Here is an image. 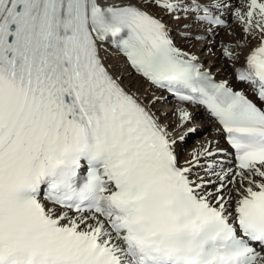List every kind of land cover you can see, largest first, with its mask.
Here are the masks:
<instances>
[{"label": "snow or ice", "instance_id": "6c2138e0", "mask_svg": "<svg viewBox=\"0 0 264 264\" xmlns=\"http://www.w3.org/2000/svg\"><path fill=\"white\" fill-rule=\"evenodd\" d=\"M150 8L189 20L185 39L227 14L237 47L259 43L217 81ZM104 43L203 107L234 167L213 141L181 163L192 114L162 123L159 98L123 86ZM0 264H264V0H0Z\"/></svg>", "mask_w": 264, "mask_h": 264}, {"label": "bare ground", "instance_id": "6f19581e", "mask_svg": "<svg viewBox=\"0 0 264 264\" xmlns=\"http://www.w3.org/2000/svg\"><path fill=\"white\" fill-rule=\"evenodd\" d=\"M149 11L158 17L162 16L164 22L172 30L171 34L177 46L183 50L196 54L204 67L215 73L218 79L232 81L234 78V67H236L238 64H244L245 57L249 54L251 49L259 43V41L256 39H250L246 45L237 47V41L241 40L243 34L239 27L236 29L234 28L235 24L232 21V18L225 14L224 17L232 21L230 27L226 28L225 30H223L221 27H217L213 32L205 35L202 30L198 32L194 25L191 26V28L188 30L195 33L199 37L198 39H200H197L199 42L198 45H194V43L192 44L194 40L185 39L182 35V33L185 31L183 19L179 21L174 20L170 16L163 15L162 10L156 8H150ZM187 22L190 24L189 20H187ZM217 45L220 46L221 51L216 49ZM225 45L231 47L232 51H234L238 57L237 60L232 61L223 55L222 50ZM100 55L104 58V63L110 67L115 76L120 77L122 85L125 86L129 91L138 92L142 99L146 95L149 97L155 96L159 98L152 110L158 117L161 118L162 123L174 127L177 123L176 117H178L177 106L182 105V107L187 108V110L192 114V120L195 121L194 123L196 125H202V127L209 131V135L202 138L205 139L204 142H200L198 140L201 139H198L194 142V144L187 147L188 149H185L183 145L182 154L180 156L181 163L186 157H188L189 153L192 152L193 149L207 141H213V146L215 148L225 150L224 152L220 153L216 159L221 162L225 169L234 167L233 163L231 162V157L229 156V149L224 140L223 133L218 131V126L213 120H211L209 117H206V113L201 109V107H193L181 102L173 101L171 97L164 92L161 91L163 93L161 94L160 90L156 87L150 86L145 82L147 84L146 85L144 83V79L136 74L129 67L125 58L120 55L117 50L113 49L108 43H104L102 45ZM229 61L231 62L230 64ZM240 87H243V85H240ZM162 101H164V103ZM217 171H219V168H217ZM211 178L215 179V177Z\"/></svg>", "mask_w": 264, "mask_h": 264}, {"label": "rangeland", "instance_id": "374dc122", "mask_svg": "<svg viewBox=\"0 0 264 264\" xmlns=\"http://www.w3.org/2000/svg\"><path fill=\"white\" fill-rule=\"evenodd\" d=\"M184 20V19H183ZM189 22H187V20H184V24L186 25V24H188ZM230 26H228V27H226V28H229ZM226 28H222L223 30H225ZM234 28L236 29V28H238L236 25H234ZM183 37V36H182ZM198 40H200V39H198ZM198 40L196 41V40H194L193 42H192V44L194 43V45L195 44H197L198 45ZM216 49L217 50H219V51H221V48H220V46H216ZM231 62L229 61V64H230ZM144 83H145V81H144ZM146 84V83H145ZM147 85V84H146ZM160 93L161 94H163L162 92H161V90H160ZM163 103H164V101H162ZM178 107H182V105H179V106H177V108ZM206 117L208 118V116L206 115ZM178 119H179V117H176V122L178 123ZM195 121L194 120H192V124H194L195 126H197L198 128H199V133L197 134V135H195V136H193V137H191L185 144H184V148L185 149H188L187 147H189V146H191L192 144H194V142L196 141V140H198V139H201V140H198V141H200V142H204L205 141V139H202V138H204V137H207L209 134V131L207 130V129H205L204 127H202V125H196L195 123H194ZM176 123V124H177ZM189 126H191V125H189Z\"/></svg>", "mask_w": 264, "mask_h": 264}]
</instances>
